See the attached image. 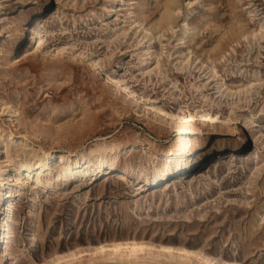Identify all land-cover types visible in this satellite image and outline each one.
<instances>
[{
	"label": "rangeland",
	"instance_id": "rangeland-1",
	"mask_svg": "<svg viewBox=\"0 0 264 264\" xmlns=\"http://www.w3.org/2000/svg\"><path fill=\"white\" fill-rule=\"evenodd\" d=\"M190 1L198 9L192 22H205L189 46L204 59L233 25L242 21L251 29L264 22V0H148L140 11L153 21L173 2L176 11L181 10L178 21ZM31 2L0 0V167L7 158L11 162L0 168V215L15 199L6 218L5 241L0 240V249L6 245L9 252L7 264H54L67 252L140 238L196 248L230 264H264V114L256 125L250 123L252 114L264 107V39L242 41L217 62L230 86L257 77L262 86L224 96L217 105L212 102L215 82L200 90L193 87L206 81L194 66L179 70L165 60V75H153L154 81L147 73L151 63L139 69L141 50H135L130 38L133 30L121 34L129 10L107 16L110 6L130 8L122 1L42 0L34 15L43 22L34 37L30 31L18 32ZM114 70L117 78L168 107L214 105L223 119L234 118L207 135L209 145L222 142L223 151L190 162L158 184L144 181L140 174L151 164L153 149L186 140L151 122L148 106L125 100L106 77ZM10 130L17 136L27 132L28 141L8 139ZM102 143L122 145L116 154H108L117 157L112 171L100 173L99 163H91L85 176L58 179L69 162L67 156L61 158L68 155L65 151L71 150L73 159ZM44 151L54 153L51 172L43 176L45 185L29 183L23 199L9 197L8 177L17 174L19 161ZM122 174L127 179H121ZM86 253L60 264H161L146 253L117 259ZM171 262L167 264H187ZM189 264L209 263L193 258Z\"/></svg>",
	"mask_w": 264,
	"mask_h": 264
},
{
	"label": "bare ground",
	"instance_id": "bare-ground-1",
	"mask_svg": "<svg viewBox=\"0 0 264 264\" xmlns=\"http://www.w3.org/2000/svg\"><path fill=\"white\" fill-rule=\"evenodd\" d=\"M111 1L115 2L117 0ZM120 1H122V5L130 6V8L123 6L124 8L120 7L116 9L115 6H110L108 7L109 13L107 16L112 15L113 11H122L123 9L129 10V15L125 20V22H127V28L123 29L121 34L127 36L130 30H133V34L130 38L134 39L136 46L135 50H141L139 69H147L151 63V70L147 72L151 75V81H154L153 75L155 74L165 75L162 69L164 65L163 62L167 60L174 64L179 70L194 66L195 69H198V72L204 74L206 76V81L202 79L204 80L202 85L194 84L193 86L195 89L197 88V90L202 89L210 82H215L216 99L219 100L216 101L215 99L212 102L217 103V105L222 102L224 96L242 93L248 94L254 91L257 85L262 86L261 80L257 82V80H259L258 77L253 79L254 81H251L249 84L236 85L234 87L230 86L227 83V78L218 70L217 62L225 59L232 51H236V47L239 46L242 41H251L254 39L258 43H261L264 39V22L258 23L256 27L251 29H248L242 21L233 25L223 34L219 43L211 50L208 58L204 59L201 53L189 46L191 41L199 35L205 22H192L194 14L198 11L196 7L192 6L194 1L189 2V5H191L189 10L186 14L184 13L178 21L176 14L180 13L181 10L179 9L176 11L172 5L173 2L166 3L160 17L150 21V16L140 11L145 8L143 4L147 3L148 0H144L142 4L140 0ZM41 4L42 0H32L30 12H24V15L22 14L23 17L21 21L23 20V23L18 29L20 35H25L30 31L34 37L38 33V27L41 26L43 20L34 14ZM121 34H118V37ZM143 43L146 45L141 49ZM92 63L94 66L97 65L96 60H92ZM117 72L118 70H114V72L108 73L106 77L117 92L126 95L125 100H131L136 105H146V108L148 106V109L151 110V122L157 123L160 128H164L167 131L177 132L178 135H184L182 139L186 140V142H181L180 144L169 142L168 144L153 149L151 151V164L149 163L150 165L145 172L140 174V177H142L144 181L158 184L175 170L184 168L190 162L202 161L206 157L211 158L216 150L223 151L224 144L222 142H216L214 146L211 147L207 135L215 132L217 124L233 121L234 118L229 117L228 119H223V116L214 108V105L213 107H205L186 103L168 107L161 104V101L157 98H150L147 94L136 91L128 81L117 78L115 76ZM142 74H145V72ZM174 87H176L175 83ZM202 97L208 100L210 96L208 97V95L203 93ZM10 111L13 114L14 109L11 108ZM142 112L143 115L147 114L145 109L142 110ZM263 114L264 107H262L258 113L252 114L250 123L256 125ZM2 134L3 133L0 132V135ZM187 134L192 136H188ZM27 136V132L21 136H17L12 130L8 133V139L10 140H14L18 137L21 141L27 142ZM5 147V151L9 153L8 143H5ZM121 147V144L112 147H109L106 143L97 144V148L91 153L89 152L90 149L81 150L78 152V156L73 159H71V156H73V153H71L72 151H65L68 155L62 154L61 158L64 159L67 156L69 162L67 161L68 164L65 165L64 170H59L58 179L66 180L77 176L79 173L85 176L87 175V168L91 163H99L98 169L102 168L100 173L112 171L115 168L117 157L107 158L108 154L109 152L116 154ZM53 158L54 153L44 151L37 158L21 159L16 166L17 174H12L8 177L7 182L10 184L8 196L11 197L14 195L23 199L27 194V186L29 183L35 187L45 185L43 176L50 174L53 165L51 160ZM221 158L222 154L219 156V159ZM10 163L9 158H7L6 165L0 168L3 169V167L9 166ZM120 177L121 179H127L125 174H122ZM48 182H50V180ZM2 194L3 191L1 189L0 196ZM14 200L15 199H10L8 201V205L4 207V212H2L3 216L0 215V240L3 238L5 241L8 226L6 218L13 209ZM37 242L38 234H35L33 245L36 246ZM83 251H86V254H90L92 257L104 256L111 259L123 258L125 254L140 256L142 253H146L153 258H157L161 264L172 263L171 260H175L177 263L180 261V263L189 264L192 262L193 258L205 261L209 264H230L225 260L223 261L207 253L198 251L196 248L174 246L162 242H148L142 238L132 243L117 241L113 243L112 247L101 245L89 247L80 251L67 252L58 256L54 260V264H60L66 260L79 259ZM8 255L7 246H2L0 249V264L8 263ZM162 258L166 260H162Z\"/></svg>",
	"mask_w": 264,
	"mask_h": 264
}]
</instances>
